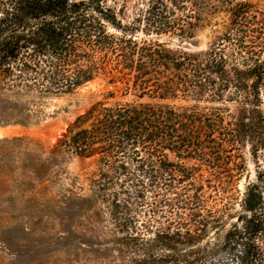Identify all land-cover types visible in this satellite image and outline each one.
I'll return each instance as SVG.
<instances>
[{
    "label": "trees",
    "instance_id": "trees-1",
    "mask_svg": "<svg viewBox=\"0 0 264 264\" xmlns=\"http://www.w3.org/2000/svg\"><path fill=\"white\" fill-rule=\"evenodd\" d=\"M105 3L0 0V109L16 116L6 122L36 117L44 99L101 76L157 100L112 102L108 93L53 154L97 155L96 198L107 200L110 187L126 195L124 204L113 193L108 205L114 246L128 264H264V8L144 0L124 24ZM215 17L217 36L204 53L172 52L156 40L191 35ZM179 98L194 104L159 103ZM246 145L257 170L239 192ZM135 199L145 220L130 215Z\"/></svg>",
    "mask_w": 264,
    "mask_h": 264
},
{
    "label": "rangeland",
    "instance_id": "rangeland-1",
    "mask_svg": "<svg viewBox=\"0 0 264 264\" xmlns=\"http://www.w3.org/2000/svg\"><path fill=\"white\" fill-rule=\"evenodd\" d=\"M105 2L120 10L124 24L131 23L144 8V0ZM252 2L264 8V0ZM215 22H220L219 17L191 35L168 33L156 40L172 52L204 53L217 36ZM108 93L113 94L109 99L112 102L158 103L147 97L139 100L132 89L101 76L69 93L44 99L40 114L22 122H6L16 116H3L0 109V264H128V258L121 257L114 246L116 229L108 205L113 193H118V200L124 204L126 195L110 187L105 193L107 200L96 198L94 181L101 180L99 173L103 170L97 155L53 154L75 119ZM159 103L175 107L194 104L182 98ZM217 106L199 104L201 108ZM238 153L246 167L238 183L242 192L254 181L257 165L248 145L239 147ZM169 160L175 161L174 156L169 155ZM132 203L130 215L145 220L142 199ZM236 211L234 207L232 213ZM120 213L126 216L123 209Z\"/></svg>",
    "mask_w": 264,
    "mask_h": 264
}]
</instances>
